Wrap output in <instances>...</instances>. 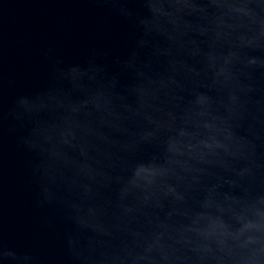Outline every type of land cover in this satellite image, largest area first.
<instances>
[{"label": "clouds", "instance_id": "clouds-1", "mask_svg": "<svg viewBox=\"0 0 264 264\" xmlns=\"http://www.w3.org/2000/svg\"><path fill=\"white\" fill-rule=\"evenodd\" d=\"M103 2L134 29L127 52L110 59L108 52L93 51L86 62L66 66L51 57L46 87L17 96L6 112L0 107V139L4 122L14 121L7 132L21 133L17 145L31 154L28 167L38 187L37 205L60 212L66 222L63 239L70 261L196 264L214 257L218 264H264V32L259 31L264 0ZM134 3L140 7L129 6ZM225 9L252 22L228 24L229 29L247 26L253 34L241 32L240 47L226 53L212 45L205 50L200 37L213 32L218 42L231 35L221 27ZM210 18L217 22L215 30L206 23ZM173 46L199 57L202 66L173 57ZM162 55L170 57L169 69L153 76L152 61ZM128 73L131 78L125 82L122 76ZM188 84L194 85L192 99L184 105ZM141 120L143 126H131ZM131 153L145 155L116 173L117 159ZM214 168L247 178V187L227 181L233 188L242 187L245 195L226 197L225 206L216 199L218 185H213L198 209L184 213L191 223L175 232L158 216L147 230L129 225L119 252L95 254L114 235L102 219L104 205L97 203L102 190L115 185L119 215L130 221L146 208L163 209L168 198L187 203V193ZM213 208L230 213V218L216 215ZM43 223L51 227L53 217H43ZM214 244L224 255H215ZM0 259L4 264H41L35 253L20 255L9 248L2 236Z\"/></svg>", "mask_w": 264, "mask_h": 264}, {"label": "water", "instance_id": "water-1", "mask_svg": "<svg viewBox=\"0 0 264 264\" xmlns=\"http://www.w3.org/2000/svg\"><path fill=\"white\" fill-rule=\"evenodd\" d=\"M129 6L137 9L140 7L135 3ZM223 19L226 23L221 27L231 32V35L226 40L218 42H214L213 32H209L206 37H200L199 39L203 41L201 47L205 50L212 45L218 52L226 53L230 47H240L241 32L253 34V29L247 26L235 30L227 27L228 24L249 25L252 22L248 18L228 11V15ZM206 23L215 30L216 21L210 18ZM133 31L129 23L116 15L112 5L103 0H0V107L6 112L17 96L46 87L53 67L51 57L61 59L66 66L86 62L93 51L108 52L110 59L122 56L134 43L131 38ZM259 31L264 32V24L259 26ZM261 41L264 42V36H261ZM162 46L169 45L162 44ZM241 50L246 51L243 48ZM172 56L202 66L198 63L199 57H189L186 52L174 46ZM169 58L166 55L154 58L150 73L153 76L167 73ZM130 78V73L122 76L125 82ZM192 87L194 85L188 84L182 93L184 105L192 99ZM145 123L141 120L131 126L138 128ZM12 124L14 121L11 120L4 122L5 132L0 139V236L9 248L20 255L26 252L35 253L41 264H72L63 239L66 222L60 212L37 205L38 187L31 182L28 167V161L32 157L27 150L17 145L16 138L21 133L7 132V128ZM142 155L145 153H131L122 159L118 158L116 173ZM232 179L237 180L244 187L249 184L247 178L238 177L234 172L214 168L212 174H205L201 183L187 193V203L173 202L168 198L163 209L146 208L143 213L130 221L119 215L114 195L115 185L113 189L102 190L97 203L104 205L105 214L102 219L107 226L113 228L114 235L108 244L98 245L95 254L99 255L104 249L119 252L121 241L126 235L123 229L129 225L147 230L157 223L158 216L173 225L174 228L171 230L175 232V229L181 225L191 223L189 215L184 213L198 209L199 201L213 185H218L214 193L216 199L227 206L229 201L226 197L245 195L242 187L233 188L227 183ZM181 190H184L182 186ZM174 209L177 210L173 211ZM261 209L264 211V205H261ZM212 211L216 215L230 218L228 212L221 213L215 208ZM169 212L173 213L171 217L168 216ZM45 216L53 217L51 227L43 223ZM250 216L255 218L252 213ZM117 225L120 227H115ZM260 235L261 244L264 246V231H261ZM101 239L106 238L101 237ZM228 244L238 248L235 241H228ZM177 247L181 246L177 245ZM213 248L216 256L224 255L215 244ZM0 264H4L2 259ZM177 264H193V262H177ZM196 264H218V261L210 257ZM224 264H237V262L226 260Z\"/></svg>", "mask_w": 264, "mask_h": 264}]
</instances>
